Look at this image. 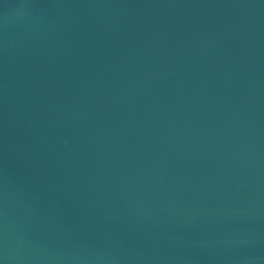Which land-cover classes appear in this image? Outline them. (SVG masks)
<instances>
[{
  "label": "water",
  "instance_id": "95a60500",
  "mask_svg": "<svg viewBox=\"0 0 264 264\" xmlns=\"http://www.w3.org/2000/svg\"><path fill=\"white\" fill-rule=\"evenodd\" d=\"M0 264H264V0H0Z\"/></svg>",
  "mask_w": 264,
  "mask_h": 264
}]
</instances>
